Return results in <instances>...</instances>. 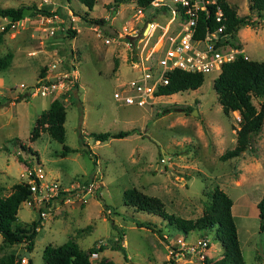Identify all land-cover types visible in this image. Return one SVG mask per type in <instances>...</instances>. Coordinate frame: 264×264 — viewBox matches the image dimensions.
Returning a JSON list of instances; mask_svg holds the SVG:
<instances>
[{
	"label": "rangeland",
	"instance_id": "obj_1",
	"mask_svg": "<svg viewBox=\"0 0 264 264\" xmlns=\"http://www.w3.org/2000/svg\"><path fill=\"white\" fill-rule=\"evenodd\" d=\"M109 1L95 0L87 8L79 0H0V6H59L57 15L61 17L24 15L2 36L0 56L10 52L11 58L0 70V195L8 194L13 183L23 180L28 164L41 165L49 177L64 185L93 173L99 177L84 196L51 201L48 214L37 227L27 257L29 264H45L43 246L68 238L74 239L94 263L103 259L111 264H166V249L177 240H182L185 249L206 234L210 242L206 252L218 258L222 249L212 229L180 233L158 215L124 204L121 195L124 188L135 187L157 196L166 211L195 218L209 202L214 185L231 197V211L232 207L239 210V215L232 214L244 264L264 261V233L257 228L256 209L264 186V119L244 151L220 159V154L233 146L241 119L237 110L222 112L212 86L217 72L204 73L202 83L194 89L160 95L142 106L116 101L112 92L125 85L132 71L126 67L123 44L105 43L103 38L116 30L123 32V27L128 31L135 0L115 8ZM226 1L236 7L238 15L249 13L253 18L238 36L250 58L264 60V15L256 17L248 9V0ZM85 12L104 21L89 24L76 15ZM7 22L0 16V30ZM70 30H74L72 36ZM237 42L235 36L228 39L230 44ZM40 71L49 77L77 71L73 74L74 97L70 98L68 91L28 95L18 86L21 81H34ZM53 98L65 108L62 142L37 123ZM252 103L257 106V98L252 97ZM171 105L177 110L161 113L163 107ZM183 106L192 108L179 109ZM193 108L196 112H191ZM34 127L36 135L32 134ZM118 130L129 132L104 141L88 134ZM62 143L71 150L61 154ZM34 218L37 211L22 201L16 221L26 225ZM135 221L150 224L138 226ZM118 229L127 260L121 250L110 247ZM99 243L103 249L89 252V247ZM24 249L22 241L7 242L0 235V254L10 250L20 254ZM178 263L200 264L189 253Z\"/></svg>",
	"mask_w": 264,
	"mask_h": 264
},
{
	"label": "trees",
	"instance_id": "obj_2",
	"mask_svg": "<svg viewBox=\"0 0 264 264\" xmlns=\"http://www.w3.org/2000/svg\"><path fill=\"white\" fill-rule=\"evenodd\" d=\"M79 1L87 8H91L95 2V0ZM125 1L130 0H111L108 4L115 8ZM135 1L139 5H146L148 0ZM216 2L220 4L223 10L224 32H227L230 37L233 36L237 28L252 23L253 18L249 13L238 15L236 7L226 0H216ZM248 9L253 11L256 17L264 15V0H248ZM58 10L59 6L51 9L47 6L37 7L34 3L20 6H0V16L6 17L9 20L0 30V42L11 23L21 19L24 15L31 18L36 15L50 18L53 16L59 17L57 15ZM76 15L89 24H100L104 21L103 17H92L86 12ZM204 24H206L205 20H200L199 28ZM70 31L69 35L72 36L74 30ZM10 58V52L0 56V70L8 65ZM43 72L40 71L39 75H42ZM203 79L204 74L201 72L173 69L167 72V82L157 87L156 94L169 95L181 90L194 89L202 83ZM212 86L222 112L228 113L230 110H237L241 119L235 130L233 146L225 149L219 156L220 159H226L244 151L249 145L251 134L259 130L263 123L264 60L248 58L239 52L233 59L222 63L220 71L212 80ZM75 88L76 84L67 90L70 98L74 95ZM252 97L257 98V106L252 103ZM191 108L190 106H183L179 109L188 110ZM170 110L177 109L172 105L165 106L161 109V113ZM64 117L65 108L63 103L59 99L53 98L49 101L47 107L40 112L37 123L50 137L62 142L64 139ZM128 132L126 130H118L116 132L90 131L88 134L94 140L104 141L109 136H124ZM32 134H37L35 127L33 128ZM79 138L81 139V133L79 134ZM69 150L71 148L68 145L61 144V154H65ZM121 195L124 204L132 206L135 210H144L158 215L162 220L172 224L180 233L195 229L200 231L212 229L213 237L219 242L222 249L221 255L212 264H244L237 237L236 225L231 213L232 199L218 186H213L209 192V202L204 206L202 213L195 218H183L166 211L163 208V203L157 196L144 193L135 187L124 188ZM28 196L29 189L27 183L23 180L13 183L12 189L8 194L4 196L0 195V235L7 242L22 241L25 244V249L30 251L33 246L37 227L41 223L42 218L37 214V218L32 219L26 225L16 221L17 208ZM256 209L258 218L257 228L264 233V186L256 202ZM135 224L142 226L144 224L149 225L150 223L146 221H135ZM117 233L118 235L112 240L110 247L121 250L123 258L127 260L124 246L121 243L122 232L118 229ZM200 236L205 237L206 234ZM101 249H103V246L100 243L97 244V247L92 246L88 248L89 252L92 253H96ZM17 254L13 250L3 252L0 254V264H17ZM41 257L45 264H111L110 261L107 262L103 259H100L96 263L89 261L86 257V251L80 248L72 238H68L57 245H44L41 251ZM24 264H29V258H27ZM258 264H264V261L260 260Z\"/></svg>",
	"mask_w": 264,
	"mask_h": 264
},
{
	"label": "built area",
	"instance_id": "obj_3",
	"mask_svg": "<svg viewBox=\"0 0 264 264\" xmlns=\"http://www.w3.org/2000/svg\"><path fill=\"white\" fill-rule=\"evenodd\" d=\"M132 8L128 31L123 27V32L116 30L103 38L105 43L123 44L126 67L132 71L131 77L124 81L126 86L121 84L112 92L118 102L137 106L148 104L160 96L156 94L157 87L167 82L168 71L218 73L222 63L240 52L236 45L228 43L230 36L224 32L223 10L216 0H148L146 5L132 1ZM200 20H205L206 24L199 28ZM74 72L77 73L66 72L67 75L58 77L43 73L31 83L21 81L18 86L28 95L32 92L42 96L62 95L76 84ZM23 177L29 189L25 202L40 218L46 217L52 200L84 196L93 190L99 178L93 173L64 185L49 177L38 164L27 165ZM181 241L177 240L174 246L166 249V264H179L186 253L200 264H212L217 259L206 252L210 243L207 236L198 237L193 244L184 246L185 249ZM21 253L17 254V264L27 261V256Z\"/></svg>",
	"mask_w": 264,
	"mask_h": 264
},
{
	"label": "crops",
	"instance_id": "obj_4",
	"mask_svg": "<svg viewBox=\"0 0 264 264\" xmlns=\"http://www.w3.org/2000/svg\"><path fill=\"white\" fill-rule=\"evenodd\" d=\"M248 25H249V24L244 25L245 28H248ZM244 26H241V27L237 28V29L235 30V32L233 33V36H235L236 40L238 41L237 44H236V46L238 47V49L240 50V52L243 53L244 55H246V57L250 58V56H249L246 52H244V50H245V45L242 43V40L239 39V36H238L239 32H241L242 30H245L244 28H242V27H244ZM240 28H241V29H240ZM237 37H238L239 40L237 39ZM263 46H264V45H263ZM263 55H264V54H263ZM253 59H256V58H253ZM257 60H262V59H257ZM231 213H233L234 215H235V214H238V213H239V210H238V209H235V210H234V208L232 207V211H231ZM233 214H232V215H233ZM238 215H239V214H238ZM237 237H238V233H237ZM239 246H240V243H239Z\"/></svg>",
	"mask_w": 264,
	"mask_h": 264
},
{
	"label": "water",
	"instance_id": "obj_5",
	"mask_svg": "<svg viewBox=\"0 0 264 264\" xmlns=\"http://www.w3.org/2000/svg\"><path fill=\"white\" fill-rule=\"evenodd\" d=\"M222 39V37H220V40ZM191 112H196L195 111V109L193 108L192 110H191ZM22 255H25V256H27L28 257V255H29V251L27 250V249H25L24 251H22V253H21Z\"/></svg>",
	"mask_w": 264,
	"mask_h": 264
}]
</instances>
